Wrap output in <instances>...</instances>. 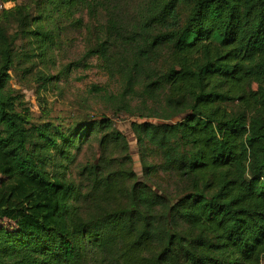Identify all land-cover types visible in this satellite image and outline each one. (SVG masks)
I'll return each mask as SVG.
<instances>
[{"label": "trees", "instance_id": "1", "mask_svg": "<svg viewBox=\"0 0 264 264\" xmlns=\"http://www.w3.org/2000/svg\"><path fill=\"white\" fill-rule=\"evenodd\" d=\"M110 4L26 0L0 11V223L11 224L0 226V264H88L90 251L98 264H264V0H152L139 18V55L171 58L143 88L157 102L142 119L162 122L131 124L147 183L109 119L34 126L9 86L16 66L50 59L64 24L82 25L78 9L95 17ZM104 28L87 57L114 47L117 24ZM114 63L124 81L114 103L129 113L143 65ZM94 133L100 154L77 168L83 187L68 178L69 149Z\"/></svg>", "mask_w": 264, "mask_h": 264}, {"label": "rangeland", "instance_id": "2", "mask_svg": "<svg viewBox=\"0 0 264 264\" xmlns=\"http://www.w3.org/2000/svg\"><path fill=\"white\" fill-rule=\"evenodd\" d=\"M152 0H110V6L105 10H99L95 17H90L86 10H77L74 20H80L81 26L64 24L62 32L58 37L56 49L50 59L47 57L45 63H34L16 66L10 71L11 80L9 86L20 95L24 103L23 108L27 111L29 122L34 126L50 124L51 131L57 128L68 131L82 124L87 125L98 122L102 118L111 121L113 127L125 138L131 160V168L139 182L147 183L142 176L139 148L135 136L131 129L132 123L148 122L159 123L162 121L155 119H142L151 117L154 113L150 111L157 102L145 96L143 88L147 84L155 82L161 78L171 65V58L166 49H159L152 55H139V50L144 48L145 40L140 35L139 18L148 17ZM26 3V0H16L4 5L0 3V11H8L15 6ZM107 10H111L108 14ZM180 17L185 20L188 10L184 7L180 9ZM108 19L117 24L118 35L115 34V45L102 55L86 56L89 50L105 41L106 32L104 25ZM160 26L154 27V33ZM157 28V29H156ZM114 36V32L111 33ZM152 37V31L150 34ZM20 44V42L18 43ZM108 47V46H107ZM124 57V58H123ZM128 68L126 61H140L142 73L138 76L140 84L136 87V93L128 97L127 102H131V109L128 112L119 111L114 103L123 92L124 81L117 71L114 63ZM126 65V66H125ZM52 76L49 82H44L40 76ZM255 90L256 86L252 85ZM156 93L154 92V95ZM183 117L176 119L181 120ZM82 126V127H83ZM102 134L94 133L90 137H84L82 141L76 142L75 147L69 149L72 160L67 164L69 168L68 178L75 180L78 185L86 187L89 183L81 180L77 174V168L92 162L99 157L98 141ZM114 160L118 159L116 152L112 155ZM151 162L159 163L158 157L148 155ZM117 168L116 166L113 169ZM158 182V181H157ZM172 189L176 192V186L169 181ZM162 185V184H161ZM164 186V185H163ZM88 216L95 215L90 201L83 204ZM11 226L8 222H1L0 226ZM88 264H98V259L89 253Z\"/></svg>", "mask_w": 264, "mask_h": 264}, {"label": "built area", "instance_id": "3", "mask_svg": "<svg viewBox=\"0 0 264 264\" xmlns=\"http://www.w3.org/2000/svg\"><path fill=\"white\" fill-rule=\"evenodd\" d=\"M1 7V6H0ZM2 8V7H1Z\"/></svg>", "mask_w": 264, "mask_h": 264}]
</instances>
